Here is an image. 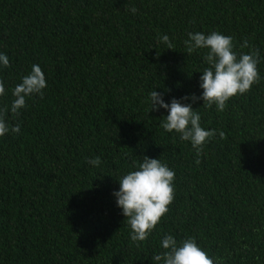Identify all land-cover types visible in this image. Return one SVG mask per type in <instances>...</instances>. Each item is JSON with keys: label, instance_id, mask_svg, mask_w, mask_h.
I'll return each mask as SVG.
<instances>
[{"label": "trees", "instance_id": "1", "mask_svg": "<svg viewBox=\"0 0 264 264\" xmlns=\"http://www.w3.org/2000/svg\"><path fill=\"white\" fill-rule=\"evenodd\" d=\"M189 31H220L261 57L260 82L224 111L192 105L217 130L199 157L148 102L152 90L200 95L207 50L187 54ZM0 52V107L33 64L47 81L11 121L20 132L0 137V264H152L166 233L224 264H264V0H0ZM144 156L175 171L174 200L133 242L112 193Z\"/></svg>", "mask_w": 264, "mask_h": 264}, {"label": "clouds", "instance_id": "2", "mask_svg": "<svg viewBox=\"0 0 264 264\" xmlns=\"http://www.w3.org/2000/svg\"><path fill=\"white\" fill-rule=\"evenodd\" d=\"M130 11L135 14L136 9ZM167 49H174L167 34L159 37ZM187 54L206 49L202 60L205 67L199 71L200 95L187 93L181 97L164 99V93L152 90L148 94L149 110H166L162 115L161 127L165 132L178 134L181 141L189 142L199 157L204 144L217 134V130L201 126V116L193 104L202 101L207 108L215 106L218 112L225 110L233 97L246 94L253 84L261 80L258 64L261 62L259 49L252 47L248 52L235 50L234 37L220 31L205 34L202 31L187 33L184 41ZM242 48L249 47L244 40ZM9 57L0 52V69L9 67ZM47 88L45 73L39 64H33L30 71L11 88L12 100L0 107V137L20 132L18 119L21 111L27 108V100L33 96L43 97ZM7 94L5 82L0 79V97ZM221 137L223 132H219ZM93 167L101 164L100 158L88 160ZM195 163L199 164L197 158ZM119 188L113 191L115 203L121 209L129 225V236L133 242L148 239L152 230L169 211L174 200L175 171L158 158L144 156L139 164L117 179ZM161 251L151 256L152 264H224L222 258H215L197 243L193 237L177 240L171 233L164 234L159 242Z\"/></svg>", "mask_w": 264, "mask_h": 264}]
</instances>
